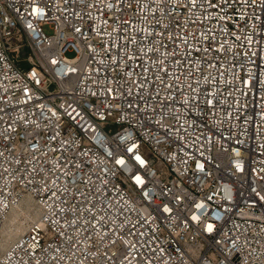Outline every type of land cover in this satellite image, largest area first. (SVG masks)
<instances>
[{"label": "built area", "instance_id": "1", "mask_svg": "<svg viewBox=\"0 0 264 264\" xmlns=\"http://www.w3.org/2000/svg\"><path fill=\"white\" fill-rule=\"evenodd\" d=\"M0 264H264V0H0Z\"/></svg>", "mask_w": 264, "mask_h": 264}, {"label": "bare ground", "instance_id": "2", "mask_svg": "<svg viewBox=\"0 0 264 264\" xmlns=\"http://www.w3.org/2000/svg\"><path fill=\"white\" fill-rule=\"evenodd\" d=\"M41 207L30 195H24L20 201L6 214L1 229L3 247L18 239L26 233L34 222L43 226L41 220Z\"/></svg>", "mask_w": 264, "mask_h": 264}, {"label": "rangeland", "instance_id": "3", "mask_svg": "<svg viewBox=\"0 0 264 264\" xmlns=\"http://www.w3.org/2000/svg\"><path fill=\"white\" fill-rule=\"evenodd\" d=\"M69 55H71V54L69 53Z\"/></svg>", "mask_w": 264, "mask_h": 264}]
</instances>
